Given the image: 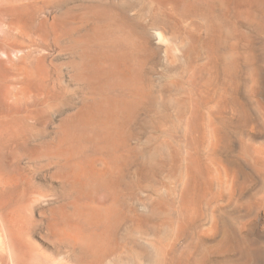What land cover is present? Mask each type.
<instances>
[{"label":"rangeland","instance_id":"rangeland-1","mask_svg":"<svg viewBox=\"0 0 264 264\" xmlns=\"http://www.w3.org/2000/svg\"><path fill=\"white\" fill-rule=\"evenodd\" d=\"M18 1L50 46L0 126V264H264V0Z\"/></svg>","mask_w":264,"mask_h":264},{"label":"bare ground","instance_id":"bare-ground-1","mask_svg":"<svg viewBox=\"0 0 264 264\" xmlns=\"http://www.w3.org/2000/svg\"><path fill=\"white\" fill-rule=\"evenodd\" d=\"M15 1H18V0H0V12H4L5 15H7V18L4 20H2V22L0 21V66L3 65L6 70L8 71L9 74V77L7 79V83L8 85H6L5 87L6 88H3L4 92H0V126L2 125L3 127L4 126H13L12 124L16 122L17 119H26L32 115H28V113L30 114L31 110L33 109L34 110V107L32 108V104L36 101H39L42 100V96L46 93H41L43 95H39L40 97H38V94L35 93V94H30L28 93V88L26 87L25 83L27 81H30V79H34L32 78L33 76V71L32 69H29V66L31 67L33 61H31L30 59L32 58L33 59V54L35 53V51L41 47V44H43L44 46H50V41L48 42L49 40V33L48 32H45L43 31V27L41 28L39 26V23L37 24L38 26H34L32 28L31 26V23L28 24L26 22V20L23 18V17H20L18 16V14H16L15 12V9H16V6L14 4ZM37 2H50V0H35ZM52 1V0H51ZM122 1V0H121ZM158 1H162V0H158ZM166 1V0H164ZM218 2L219 4L223 1V0H214V2ZM224 1H229V0H224ZM255 1V0H254ZM257 1V0H256ZM259 1V0H258ZM23 2V0H22ZM26 2V1H25ZM24 2V3H25ZM90 2V1H89ZM125 3V1H123ZM253 2V1H252ZM262 2V1H261ZM260 2V3H261ZM16 3H20L19 1L16 2ZM29 3V2H28ZM73 3V2H72ZM247 3V2H245ZM35 4V3H33ZM249 4V3H248ZM254 4V3H253ZM257 5V3H255ZM254 4V5H255ZM19 5V4H18ZM17 5V6H18ZM32 5V4H31ZM37 5V3H36ZM50 5V4H49ZM164 5V4H163ZM226 5V4H225ZM224 5V6H225ZM259 5V4H258ZM22 6V5H21ZM20 6V7H21ZM40 6V5H39ZM46 6V4H45ZM229 6V5H228ZM41 7V6H40ZM54 7V6H53ZM44 7H41L39 8L38 10L42 9ZM47 8V7H46ZM129 8V6H128ZM257 8V7H256ZM237 9V8H236ZM264 9V8H263ZM125 9L124 8H120V11L119 13L123 16H125ZM251 11V10H250ZM39 12V11H37ZM94 12V11H93ZM118 12V11H117ZM95 13V12H94ZM98 13V12H97ZM119 13H116V14H119ZM177 13V12H176ZM119 14V15H120ZM231 14V13H230ZM263 14V13H262ZM2 15V14H1ZM0 15V16H1ZM118 15V16H119ZM176 15V14H175ZM173 15L172 13L169 12V14H164L163 15H159L158 16V13H145V14H142V13H138V16L139 18L141 19H147L149 22L151 23H155L157 22L158 19H160L161 17V20L164 19L165 20H175V19H178V18H183V17H187V13H184V14H181V16L177 17ZM113 16V15H112ZM205 16V15H204ZM228 16V15H227ZM237 16V15H236ZM3 17H6V16H3ZM32 17V16H31ZM121 17V16H119ZM231 17V16H230ZM49 18V17H48ZM96 18V17H95ZM247 18V17H246ZM0 20H1V17H0ZM160 20V21H161ZM204 21V20H203ZM38 22H42V19L41 21L39 20ZM75 22V21H74ZM58 25H60L58 23ZM144 25V24H143ZM148 25V24H147ZM150 25V24H149ZM42 26V24H41ZM125 28V27H124ZM165 29V28H164ZM66 30V29H64ZM72 30V29H71ZM183 30V29H182ZM69 31V30H68ZM148 31V30H147ZM166 31V30H165ZM75 32V31H74ZM79 33V32H78ZM148 33V32H147ZM154 33V32H153ZM74 34V33H73ZM76 34V33H75ZM60 35V34H59ZM58 35V36H59ZM80 35V34H79ZM77 36V35H76ZM93 35H91L92 37ZM143 36V34H142ZM146 36V35H145ZM54 37V36H53ZM61 37V35H60ZM55 38V37H54ZM117 38V37H116ZM52 39V38H51ZM64 39V37H63ZM143 39V38H141ZM145 40V43L148 44V38H144ZM56 40V39H55ZM54 40V41H55ZM59 40V39H58ZM75 40V39H74ZM73 40V41H74ZM72 41V39H71ZM78 41V40H77ZM88 41V40H87ZM52 42V41H51ZM56 42V41H55ZM142 42V41H141ZM193 42V41H192ZM70 43V42H69ZM144 43V42H142ZM57 45V44H56ZM74 45V44H73ZM140 47V46H139ZM43 48V47H41ZM44 49V48H43ZM60 49V48H59ZM73 49V48H72ZM156 49V48H155ZM154 53V52H153ZM120 54V53H119ZM149 54V53H148ZM44 55L41 56V58L43 59L44 58ZM90 55V54H89ZM88 55V56H89ZM94 55V54H93ZM121 55V54H120ZM126 55V54H125ZM155 55V54H154ZM40 56V55H39ZM38 56V57H39ZM47 56V55H46ZM54 56V55H53ZM73 57V56H72ZM91 57V56H90ZM37 58V57H36ZM40 58V59H41ZM116 58V57H115ZM150 58V57H149ZM56 59V58H55ZM88 60V59H87ZM90 60V59H89ZM93 59H91L92 61ZM94 61V60H93ZM89 65H90V62H89ZM50 67V66H49ZM42 68V67H41ZM93 69V68H92ZM43 70V68H42ZM46 70V69H45ZM5 72V71H4ZM40 72V71H39ZM93 72V71H92ZM34 74L36 75L37 73L34 72ZM45 74V72H44ZM94 74V73H93ZM35 75L33 77H35ZM41 74L39 73V76ZM47 75V74H46ZM38 76V77H39ZM80 76V75H79ZM90 76V75H89ZM106 76V75H105ZM37 77V78H38ZM45 77V75H44ZM43 77V79H44ZM48 77V76H47ZM46 77V78H47ZM79 78V77H78ZM49 79V78H48ZM38 80H42V78L40 77ZM44 81V80H43ZM49 81V80H48ZM80 81V80H79ZM3 82V81H2ZM47 83V80L45 81ZM96 82V81H95ZM46 83L42 82L41 81V84L42 85H45L46 86ZM20 84L19 87H17V85ZM40 84V85H41ZM90 84V82L88 83ZM62 86V85H61ZM42 87V86H41ZM51 87V86H50ZM47 88V87H46ZM81 88V87H79ZM58 89V88H57ZM73 89V88H72ZM46 91V90H45ZM38 92V91H37ZM37 94V95H36ZM58 95V94H57ZM54 96V95H53ZM56 96V95H55ZM59 97V96H58ZM93 100V99H92ZM45 102V100H44ZM21 103H24V106H26V112H25V115H19V114H14L13 111H10V109L14 106H18L19 104ZM28 106H31L29 109ZM92 106V105H91ZM19 107V106H18ZM17 107V108H18ZM90 109V108H89ZM14 110V109H13ZM24 110V109H23ZM51 110V109H50ZM19 111V109H18ZM30 111V112H29ZM45 111V110H44ZM47 111V110H46ZM13 112V114H12ZM23 111L19 112V113H22ZM34 112V111H32ZM31 112V113H32ZM83 112V111H82ZM16 113H18L16 111ZM72 113V112H71ZM81 113V112H80ZM97 114V113H96ZM110 114V113H109ZM35 115V114H34ZM79 115V114H78ZM32 117V116H31ZM30 117V119H31ZM42 117V116H41ZM46 117V116H45ZM120 117V116H119ZM36 118V117H35ZM85 118V117H84ZM42 119V118H41ZM73 119V118H72ZM28 121V120H27ZM38 121V120H37ZM43 121V120H42ZM71 121V120H70ZM35 122V121H34ZM104 122V121H103ZM44 123V122H43ZM72 123V121L70 122ZM31 124V123H30ZM36 124V123H35ZM45 124V123H44ZM74 124V123H73ZM25 125V124H24ZM28 125V124H27ZM119 125V124H117ZM2 127H0V130H1ZM6 128V127H5ZM10 129V128H9ZM55 129V128H54ZM63 129V128H62ZM4 130V129H2ZM7 130V129H6ZM38 131V130H37ZM57 131V130H56ZM65 131V130H64ZM67 131V129H66ZM45 132V131H44ZM60 133V132H59ZM62 133V132H61ZM60 136V135H59ZM68 137V136H67ZM65 138V137H64ZM69 138V137H68ZM103 140V139H102ZM42 142V141H41ZM62 142V141H61ZM65 142V141H64ZM194 142V141H193ZM57 144V142H56ZM68 146V145H67ZM54 147V146H53ZM55 148V147H54ZM45 149V147H44ZM60 149V148H59ZM67 149V148H66ZM23 150V149H21ZM59 151V150H58ZM56 152V150H55ZM69 152V151H68ZM48 153V152H47ZM52 153V152H51ZM23 154V153H22ZM65 154V153H64ZM49 155V154H48ZM61 157V156H60ZM49 158V156H48ZM65 158V157H64ZM98 159V158H97ZM11 161V160H10ZM60 161V160H59ZM61 163V162H60ZM60 165V164H58ZM101 165V164H100ZM61 167V166H60ZM74 167V166H73ZM104 167V166H103ZM70 169V168H69ZM77 169V168H76ZM88 169V168H87ZM74 170V169H72ZM101 170V169H100ZM61 172V171H60ZM49 174V173H48ZM58 174V173H57ZM89 174V173H88ZM76 175V174H75ZM113 175V174H112ZM108 176V175H107ZM10 177V176H9ZM62 177V176H61ZM113 177V176H112ZM65 179V178H64ZM197 179V178H196ZM26 180V179H25ZM60 180V179H59ZM67 180V179H66ZM5 181V180H4ZM63 181V180H62ZM74 181V180H73ZM195 187V186H194ZM84 189V188H83ZM79 194V193H78ZM31 199V198H30ZM27 202V200H26ZM33 202V201H32ZM29 204V203H28ZM28 208V205H26ZM30 207V206H29ZM21 208V206H20ZM25 208V207H24ZM16 219V218H15ZM12 220V219H11ZM10 222V221H9ZM22 222V221H21ZM22 228V226H21ZM21 241V240H20ZM34 247V246H33ZM75 247V246H74ZM26 248V247H25ZM32 248V247H31ZM35 249V248H34ZM26 251V250H25ZM28 253V252H27ZM43 254V253H42ZM105 264V263H104Z\"/></svg>","mask_w":264,"mask_h":264}]
</instances>
